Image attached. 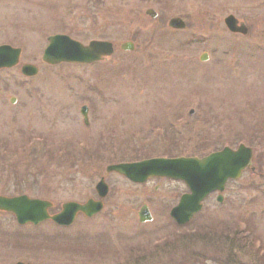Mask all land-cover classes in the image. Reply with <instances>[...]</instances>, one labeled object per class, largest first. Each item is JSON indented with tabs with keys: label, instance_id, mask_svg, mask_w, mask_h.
I'll list each match as a JSON object with an SVG mask.
<instances>
[{
	"label": "rangeland",
	"instance_id": "374dc122",
	"mask_svg": "<svg viewBox=\"0 0 264 264\" xmlns=\"http://www.w3.org/2000/svg\"><path fill=\"white\" fill-rule=\"evenodd\" d=\"M230 14L247 34L228 30ZM177 16L186 28L168 27ZM54 33L127 40L134 49L51 65L42 57ZM6 40L23 54L0 71V194L48 198L56 212L69 200L97 199L102 176L110 193L101 213L68 227L20 225L0 211V264H264V0H0ZM26 62L38 75L22 74ZM158 138L166 141L156 146ZM240 143L254 148V168L228 184L223 202L210 195L187 225L170 215L188 191L183 181L134 183L107 172L170 148L203 154ZM144 204L153 218L141 222Z\"/></svg>",
	"mask_w": 264,
	"mask_h": 264
},
{
	"label": "water",
	"instance_id": "95a60500",
	"mask_svg": "<svg viewBox=\"0 0 264 264\" xmlns=\"http://www.w3.org/2000/svg\"><path fill=\"white\" fill-rule=\"evenodd\" d=\"M152 17L157 16L153 9L147 11ZM226 25L233 32L247 33V28L234 15L225 19ZM169 25L174 28H183L185 22L180 17H173ZM126 50H133L134 43L127 41L121 44ZM114 53V45L110 41L92 40L84 44L68 35H55L50 37V44L44 52V61L50 64L60 62L92 63L104 59ZM21 49L9 45L0 46V68L11 67L19 63ZM204 54L202 59H207ZM22 72L26 75H36L38 68L32 64H25ZM87 107L83 108L86 114ZM253 150L242 144L238 150L226 147L222 151L211 153L203 158L179 157V158H152L132 163H118L108 166V172H119L134 181H144L150 176H170L184 180L190 192L182 196L179 204L173 208L171 214L179 224H185L191 220L195 213L202 208L203 199L214 190H223L226 180L230 177H239L246 167L253 163ZM101 197L108 193L109 186L102 179L97 185ZM222 200V195L218 197ZM50 200L31 198L28 195L7 197L0 195V210L13 212L22 224L33 222L40 223L46 219H52L58 224H72L78 213L83 212L87 216H93L104 207L102 200L89 199L85 203L68 201L62 205V210L51 214L53 207ZM141 221L152 219L147 205H144L139 213ZM16 264H25L18 262Z\"/></svg>",
	"mask_w": 264,
	"mask_h": 264
},
{
	"label": "flooded vegetation",
	"instance_id": "af4514ba",
	"mask_svg": "<svg viewBox=\"0 0 264 264\" xmlns=\"http://www.w3.org/2000/svg\"><path fill=\"white\" fill-rule=\"evenodd\" d=\"M12 41H13V40H12ZM12 41H11V40L1 41L0 44L8 43V44H12V45H13ZM16 101H17V99H16ZM231 181H232V180H229L228 183H230Z\"/></svg>",
	"mask_w": 264,
	"mask_h": 264
}]
</instances>
